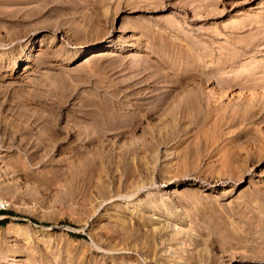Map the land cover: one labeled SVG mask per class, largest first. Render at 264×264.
I'll use <instances>...</instances> for the list:
<instances>
[{
  "label": "rangeland",
  "instance_id": "rangeland-1",
  "mask_svg": "<svg viewBox=\"0 0 264 264\" xmlns=\"http://www.w3.org/2000/svg\"><path fill=\"white\" fill-rule=\"evenodd\" d=\"M0 201V264H264V0H0Z\"/></svg>",
  "mask_w": 264,
  "mask_h": 264
},
{
  "label": "bare ground",
  "instance_id": "bare-ground-1",
  "mask_svg": "<svg viewBox=\"0 0 264 264\" xmlns=\"http://www.w3.org/2000/svg\"><path fill=\"white\" fill-rule=\"evenodd\" d=\"M140 2H141V0H140ZM103 41L104 40H102L100 42V44ZM130 52L131 53H129V54H132V56H133L132 51H130ZM200 55H199L200 57L198 56V58L195 60L197 67H199V69L197 70L199 72L198 75H197L199 77V82H198L197 86L196 87L192 86L190 88H187V87L183 86L181 88V90L179 91L177 97L175 98L174 102H173V104L175 103V108L172 109V110H169L170 111L169 113L171 115L169 120H174V121L176 120L179 124L181 122L185 121L186 118L189 117V116L194 118L195 116L198 117V115L202 114V110H201L202 109V90H203L202 89V63H203L204 59L202 58V54H200ZM19 57L21 58V55H16L15 57H13L12 62H14V63L18 62V60L20 59ZM138 57H140V56H137V58ZM173 106L171 108H173ZM177 130H179L178 127H177ZM151 218H156V217L154 215H152ZM257 224H259V227H260V229H259L261 231L260 234L261 233L264 234V218L263 217L260 218L259 222Z\"/></svg>",
  "mask_w": 264,
  "mask_h": 264
},
{
  "label": "trees",
  "instance_id": "trees-1",
  "mask_svg": "<svg viewBox=\"0 0 264 264\" xmlns=\"http://www.w3.org/2000/svg\"><path fill=\"white\" fill-rule=\"evenodd\" d=\"M6 211H9V210H5L4 208H0V215L7 213ZM6 219H7L6 216L0 218V224L2 223V221L6 220Z\"/></svg>",
  "mask_w": 264,
  "mask_h": 264
},
{
  "label": "built area",
  "instance_id": "built-area-1",
  "mask_svg": "<svg viewBox=\"0 0 264 264\" xmlns=\"http://www.w3.org/2000/svg\"><path fill=\"white\" fill-rule=\"evenodd\" d=\"M3 207V204H2V202L0 201V208H2Z\"/></svg>",
  "mask_w": 264,
  "mask_h": 264
}]
</instances>
